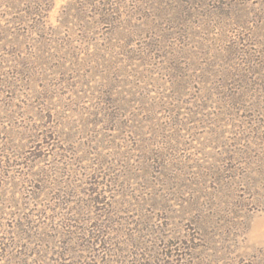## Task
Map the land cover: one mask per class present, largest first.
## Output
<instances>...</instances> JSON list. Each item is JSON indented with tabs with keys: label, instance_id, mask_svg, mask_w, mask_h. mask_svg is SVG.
Listing matches in <instances>:
<instances>
[{
	"label": "rangeland",
	"instance_id": "374dc122",
	"mask_svg": "<svg viewBox=\"0 0 264 264\" xmlns=\"http://www.w3.org/2000/svg\"><path fill=\"white\" fill-rule=\"evenodd\" d=\"M0 264H264V0H0Z\"/></svg>",
	"mask_w": 264,
	"mask_h": 264
}]
</instances>
